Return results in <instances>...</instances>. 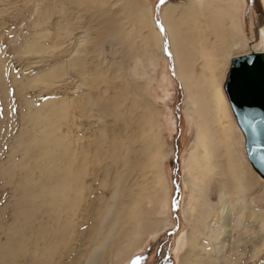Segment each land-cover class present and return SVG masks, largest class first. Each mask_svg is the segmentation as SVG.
Wrapping results in <instances>:
<instances>
[{
	"label": "rangeland",
	"instance_id": "374dc122",
	"mask_svg": "<svg viewBox=\"0 0 264 264\" xmlns=\"http://www.w3.org/2000/svg\"><path fill=\"white\" fill-rule=\"evenodd\" d=\"M190 1L0 0V264H264V177L241 131L235 143L258 179L246 223L230 225L219 258L189 248L183 166L205 118L178 78L161 12L186 19ZM226 1L197 0L190 20L213 13L220 24ZM237 4L243 46L231 55L259 46L264 16L263 0ZM153 31L159 40L146 47ZM228 54L217 60L220 122L236 129ZM201 70L194 61L191 80L213 104Z\"/></svg>",
	"mask_w": 264,
	"mask_h": 264
},
{
	"label": "bare ground",
	"instance_id": "6f19581e",
	"mask_svg": "<svg viewBox=\"0 0 264 264\" xmlns=\"http://www.w3.org/2000/svg\"><path fill=\"white\" fill-rule=\"evenodd\" d=\"M237 2L238 0L225 2L224 12H218L220 19L226 14L222 21L219 19L220 24L212 21L216 19L213 13L203 15L200 20L193 19L194 27L190 24L192 22L190 19L195 18V15L190 16L189 11L195 12L194 4L197 0L190 1L191 6L187 9L189 11L186 19V16L180 18L178 14L172 18L173 10L170 6H165L161 12L162 24L169 34L178 78L183 82L186 94L191 93L195 111L204 113L205 118L199 143L191 150L189 157L184 159L183 182L188 195L183 216L190 228L189 248L203 250V255L209 258L211 256L219 258L223 254V248L232 234L230 225L246 223V195L258 182L256 178L250 180L251 174L246 168V158L242 155L241 149H238L240 145L237 148L238 145L235 143H242L241 128L237 124L240 129L236 126L237 133L228 120L225 123L220 122L222 119H227V111L226 98L219 85L220 81L217 80L219 72L216 70L219 67L217 60L218 62L219 58L224 60L227 52L230 61L249 51L264 53V16H259L254 24L259 46H255V41L248 40L246 52L231 55L232 50L243 46L240 43L241 31L234 26L235 13L238 11ZM178 19L179 25L176 26L174 21ZM158 40L159 36L153 31L146 47L150 43L157 44ZM194 61L202 67L200 75H207L205 78L209 79V98H213V104L201 103L199 77L191 80ZM209 111L213 113V122H209L207 117ZM213 197L216 203H213ZM160 219L163 222L162 227L168 226L166 218ZM200 237L208 238L210 241L208 249L199 246ZM183 261L187 264H195L186 257Z\"/></svg>",
	"mask_w": 264,
	"mask_h": 264
},
{
	"label": "water",
	"instance_id": "95a60500",
	"mask_svg": "<svg viewBox=\"0 0 264 264\" xmlns=\"http://www.w3.org/2000/svg\"><path fill=\"white\" fill-rule=\"evenodd\" d=\"M226 91L244 134L247 159L264 177V53L249 51L235 57Z\"/></svg>",
	"mask_w": 264,
	"mask_h": 264
}]
</instances>
